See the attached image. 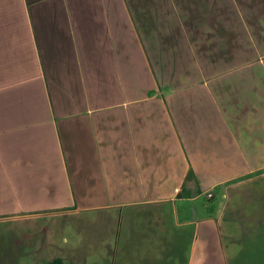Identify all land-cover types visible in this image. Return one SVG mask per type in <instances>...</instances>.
<instances>
[{
  "label": "crops",
  "instance_id": "1",
  "mask_svg": "<svg viewBox=\"0 0 264 264\" xmlns=\"http://www.w3.org/2000/svg\"><path fill=\"white\" fill-rule=\"evenodd\" d=\"M44 214L62 264H264V0H0V221Z\"/></svg>",
  "mask_w": 264,
  "mask_h": 264
},
{
  "label": "rangeland",
  "instance_id": "2",
  "mask_svg": "<svg viewBox=\"0 0 264 264\" xmlns=\"http://www.w3.org/2000/svg\"><path fill=\"white\" fill-rule=\"evenodd\" d=\"M80 218L84 217L44 214L0 221V264H46L68 256L70 243L80 237L70 223ZM70 263L66 259L65 264Z\"/></svg>",
  "mask_w": 264,
  "mask_h": 264
},
{
  "label": "trees",
  "instance_id": "3",
  "mask_svg": "<svg viewBox=\"0 0 264 264\" xmlns=\"http://www.w3.org/2000/svg\"><path fill=\"white\" fill-rule=\"evenodd\" d=\"M46 264H62V261H61V259H59V258H55V259L49 261V262L46 263Z\"/></svg>",
  "mask_w": 264,
  "mask_h": 264
}]
</instances>
